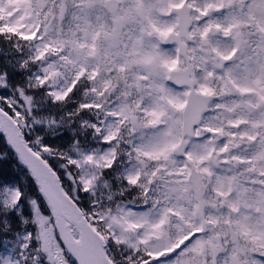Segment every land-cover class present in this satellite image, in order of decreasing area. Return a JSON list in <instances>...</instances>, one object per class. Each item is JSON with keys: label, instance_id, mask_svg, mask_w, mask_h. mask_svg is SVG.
<instances>
[{"label": "snow or ice", "instance_id": "obj_1", "mask_svg": "<svg viewBox=\"0 0 264 264\" xmlns=\"http://www.w3.org/2000/svg\"><path fill=\"white\" fill-rule=\"evenodd\" d=\"M0 264H264V0H0Z\"/></svg>", "mask_w": 264, "mask_h": 264}]
</instances>
